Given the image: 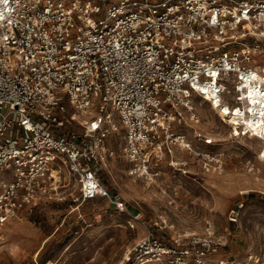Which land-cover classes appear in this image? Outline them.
<instances>
[{
    "label": "built area",
    "instance_id": "1",
    "mask_svg": "<svg viewBox=\"0 0 264 264\" xmlns=\"http://www.w3.org/2000/svg\"><path fill=\"white\" fill-rule=\"evenodd\" d=\"M195 97L264 158V0H0V231L47 201L102 198L143 222L103 181L112 133L131 174L175 150L223 171L177 128L200 121ZM154 224L117 264H264V246L217 263L223 235Z\"/></svg>",
    "mask_w": 264,
    "mask_h": 264
},
{
    "label": "rangeland",
    "instance_id": "2",
    "mask_svg": "<svg viewBox=\"0 0 264 264\" xmlns=\"http://www.w3.org/2000/svg\"><path fill=\"white\" fill-rule=\"evenodd\" d=\"M193 102L200 121L177 128L194 145L212 153L222 151L223 171L191 158L185 150H175L173 165L168 155L153 163L149 173L131 174L120 132L112 133L106 143L113 154L102 165L103 181L128 211L140 212L143 222L131 227L129 213L102 198L47 201L28 219L8 223L0 231V264H117L125 248L147 228L157 229L154 221L162 219L174 229L199 233L213 229L223 235L227 243L214 254L217 263L264 246V158L256 154L258 141L230 136V126L206 101L195 97ZM196 130L214 142L203 143L201 136L194 135ZM239 202H243L239 217L231 221L228 211Z\"/></svg>",
    "mask_w": 264,
    "mask_h": 264
}]
</instances>
